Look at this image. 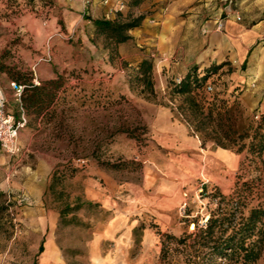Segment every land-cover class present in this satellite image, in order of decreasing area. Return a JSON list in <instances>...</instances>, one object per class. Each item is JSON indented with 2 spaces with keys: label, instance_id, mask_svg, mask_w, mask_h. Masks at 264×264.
I'll return each instance as SVG.
<instances>
[{
  "label": "rangeland",
  "instance_id": "rangeland-1",
  "mask_svg": "<svg viewBox=\"0 0 264 264\" xmlns=\"http://www.w3.org/2000/svg\"><path fill=\"white\" fill-rule=\"evenodd\" d=\"M240 1L141 0L121 12L123 16L148 18L144 31L125 43L110 46L92 26L87 28L86 39L81 25L79 34L62 31L64 39L46 40L54 55V65L60 61L68 67L61 69L57 76L60 85L53 89L55 99L49 115L27 114L24 108L29 122L19 133L23 152L9 156L0 150L5 160L0 165V264H235L217 255L209 259L199 256L191 234L195 228L189 232V222L204 226L198 220L224 207L221 196L228 197L235 190L241 191L244 197L242 204L233 203L236 221L241 215L246 217L252 207L264 208V157L256 156L247 148L240 153H236L235 148H227L240 157L238 165L229 169L206 160L204 176L186 186L189 217L183 218L175 211L174 223L178 227L161 230L150 219L138 217L136 226L127 231L126 236L119 233L114 238L104 236V225L111 211L84 198L83 181L88 177L99 180L98 173L103 171L120 180L139 181L143 154L150 141L148 122L160 107L170 109L176 118L186 123L201 143L204 134L209 133L204 139V149L219 147L211 139L215 137L213 129H219L216 120H211L202 131L193 132L195 122L190 123L184 97L171 91L175 77L168 74L165 67L158 68L160 56L154 45L146 44H153L154 40L146 38H152L163 25L164 31L174 33L171 42L174 39L175 46L186 48L191 41L196 43L197 35L203 30L201 36L207 43L209 33L205 25L218 11L222 12L221 18L230 14L239 25H247L255 11L264 15V0ZM34 6L40 4L36 0H0V37L7 60L19 56L22 61V55H26L23 51H30L37 61L41 57L46 44H39L37 39L16 28V20L25 14L41 18L40 7L37 12ZM240 8L243 12L235 14ZM237 15L240 20L236 19ZM220 32H225L224 27ZM252 47L255 48L251 54L252 65L243 64L239 72L245 68L260 71L252 74L255 85L264 83L261 68L264 37L257 38ZM228 56L216 64L223 66L204 84H210L212 90L207 92L202 88L199 93L202 100L212 101L216 107L225 100L221 109L232 106L230 116L222 121V129L228 134L225 142L236 139L248 125L255 127L260 122V117H255L260 114L257 108L249 109L239 98L243 89L234 85L242 81L233 78L236 68ZM146 57L153 62L151 89L137 78V66ZM171 62L175 60L172 58ZM234 87L236 92H233ZM16 103L7 104L14 114L19 112ZM244 141L248 144L250 138ZM55 170L62 171V176L52 186ZM201 182H204V192L199 196L197 188ZM65 204H69L71 210L60 217ZM261 225L264 228V218ZM146 227L155 235L150 242L144 237ZM189 234L191 237L184 243L165 238L166 235L179 238ZM40 244L42 252H39ZM254 264H264V251Z\"/></svg>",
  "mask_w": 264,
  "mask_h": 264
},
{
  "label": "crops",
  "instance_id": "crops-1",
  "mask_svg": "<svg viewBox=\"0 0 264 264\" xmlns=\"http://www.w3.org/2000/svg\"><path fill=\"white\" fill-rule=\"evenodd\" d=\"M47 1L50 2L51 7L46 19L28 13L16 20V28L37 39L39 44H46V40L64 39L62 31L71 35L79 34L81 26L83 28L82 35L88 39L87 28L91 26V23L85 17L106 18L107 6H104L101 0ZM115 1L110 0V3L113 5ZM121 1L126 4L128 0ZM243 1L241 0L240 3ZM218 12L215 14V18L208 20L205 25L206 31L209 33L207 43L201 36L205 32L203 30L200 36L197 35L196 43L191 41V44L186 48L177 47L174 39L171 42L174 33L164 31L163 25H161L152 38H146L154 40V43L146 42V44L155 46V52L161 59L158 68L163 70L165 67L166 72L174 75L175 78L183 76L193 67H198V70L202 71L212 63L218 64L226 55H230L228 60L236 68L233 78L242 81V83L236 82L234 85L243 89L239 98L247 103L249 109L257 108V111L264 113V103H262L264 102L262 99L264 83L257 82L254 85L252 76V74H259L260 71L256 73V71L252 72L251 68H245L246 72H239L243 63L249 65L253 63L251 54L255 48L252 46L257 38L264 37V15L261 16L258 11H255L254 16L249 17L247 25H239L230 14L221 18L222 12ZM239 12H243L242 8L240 11H234L235 14ZM115 16L116 14L110 15L108 19H113ZM218 19L224 21V33L215 29V21ZM147 21L148 18L145 17L141 26L130 31V35L141 34ZM57 33H60L61 36L56 35ZM49 37L51 38L49 39ZM4 46L3 38L0 37V86L4 89L7 104L10 105L11 102L12 106L16 101L9 86L11 81L8 75L9 67L28 73L32 80L35 79L38 82V85L55 79L61 69L68 67L67 63L60 61L56 66L54 65V55L48 44L44 47L41 57L49 53L50 61H40L41 57L37 61L35 57H32L30 51L29 53L23 51L26 53V55L24 53L22 55L24 56L23 62L19 61V56L7 60L1 57ZM147 50L148 48L145 49V51ZM19 53L20 51H18ZM232 53L234 54L232 55ZM181 54L184 55L183 58L180 57ZM172 58L175 62H171ZM261 63L262 71H264V59H261ZM240 73L243 75L241 76ZM17 106L19 110V105L17 104ZM7 110L10 112L8 107ZM14 115L18 117L19 112ZM148 127L150 141L143 154L139 181L120 180L116 175L104 171L98 173L100 181L92 177L83 181L84 198L90 202L99 203L104 210L111 211V216L104 225V236L106 237L114 238L119 233H124L126 236L127 231L136 226L138 217L150 219L161 230L178 227L179 225L174 223L175 211L187 199L186 186L204 176L206 160L207 162L212 160L219 167L226 165L229 169H234L239 163L240 157L228 149L220 147L213 150L204 149L197 136L190 132L188 125L176 118L168 108H157L154 116L148 122ZM4 162L3 156H0V165ZM210 178L213 179V177ZM144 230L146 241H152L155 238L152 230L148 227Z\"/></svg>",
  "mask_w": 264,
  "mask_h": 264
},
{
  "label": "trees",
  "instance_id": "trees-1",
  "mask_svg": "<svg viewBox=\"0 0 264 264\" xmlns=\"http://www.w3.org/2000/svg\"><path fill=\"white\" fill-rule=\"evenodd\" d=\"M28 1L32 2L33 0ZM36 1L40 6H34V10L38 12L40 7L38 13L42 19H46L48 10L51 7L50 2L47 0ZM140 2L141 0H128L126 6H136ZM85 18L90 20L95 32L103 36L107 44L116 46L131 39L130 31L140 27L144 16H134L132 14L123 16L121 12H117L113 19L91 18L89 16ZM1 57L7 59V51H3ZM222 66V63L220 65L212 64L202 71L198 70V67H193L181 76L178 83L174 81L171 91L184 97L185 109L188 110L191 117V122L188 121L190 123L195 122L193 132L202 131L207 124L211 123V120H216L219 129L214 128L215 137L210 136L216 145L224 149L235 148L236 153H240L247 148V151L254 153L256 156L264 157V113H260V122L255 127L248 125L236 139H229L225 142L224 140L228 137V134L222 129V121L230 116L232 106L221 109V106L226 102L225 100H221L220 107L218 105L216 107L214 102H206L199 95L200 90L205 89L206 85L204 86V84L209 76L216 73ZM137 68V78L144 86L151 89L153 85L152 59L143 58ZM8 75L11 81L25 85L21 95V105L25 108L27 114L34 113L35 116H39L43 113L49 115L50 106L55 99L53 89L58 88L60 85L58 77L47 81L45 84L34 85L32 77L28 73L9 67ZM235 90L234 88L233 92H236ZM205 103L207 106L204 105ZM128 134L133 136L132 133ZM207 134L209 133H205L202 139V147L204 146V139L208 136ZM248 138H250V141L246 144L244 140ZM61 172L54 171L52 186L53 183L61 179ZM243 198V194L239 190H235L228 197L221 196L224 207H220V211L218 210L209 216L204 226H195V232L191 233L194 236L192 239L193 246L196 247L197 254L203 256V259H209L217 255L229 263L254 264L260 258L262 251H264V228L261 225L262 218H264V208L260 206L252 207L246 217L241 215L238 217L239 220L236 221V209L233 203L242 204ZM69 210H71L70 205L65 204L60 211V217L65 216ZM191 234L182 235L179 238L166 235L165 238L177 243H184L187 237H191ZM42 251L43 247L40 244L39 252Z\"/></svg>",
  "mask_w": 264,
  "mask_h": 264
},
{
  "label": "built area",
  "instance_id": "built-area-1",
  "mask_svg": "<svg viewBox=\"0 0 264 264\" xmlns=\"http://www.w3.org/2000/svg\"><path fill=\"white\" fill-rule=\"evenodd\" d=\"M102 4L104 6H107V12L105 14L106 19L109 18L110 15L116 14L117 12H122L126 4L121 0H116L115 4H111L110 0H101ZM237 20H240V16H236ZM224 27L223 21L221 19H218L215 21V29L218 31H221ZM56 35H60V33H57ZM51 37H49L50 39ZM50 61V55L49 53L45 54L43 57L40 58V61ZM181 77L175 78V82L178 83L180 81ZM33 84L38 85V82L33 79ZM10 88L13 91V97L14 100L19 105V115L16 117L13 113L8 112L7 110V99L4 92V89L0 86V148L1 151L6 153L9 156H17L23 152V147L20 144L19 141V132L22 130L27 122L28 117L24 111V108L21 105V95L24 90L25 85L17 83L15 81H10L9 83ZM205 90L207 92L212 90V86L210 84H206ZM260 114H256V118H259ZM81 164H84V160H78ZM204 182H201L199 184V187L197 188V193L199 196H201L204 192ZM188 207V202L185 200L181 203V205L178 208V214L183 217L187 218L189 215L186 213V209ZM209 218V215L203 216L201 219L198 220L200 225H203L207 222ZM195 222L191 221L189 222L188 231L192 232L195 228Z\"/></svg>",
  "mask_w": 264,
  "mask_h": 264
}]
</instances>
